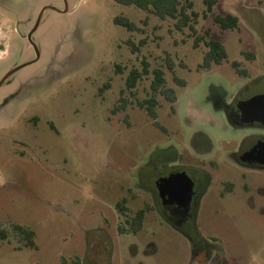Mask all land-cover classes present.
Returning <instances> with one entry per match:
<instances>
[{
	"label": "rangeland",
	"instance_id": "374dc122",
	"mask_svg": "<svg viewBox=\"0 0 264 264\" xmlns=\"http://www.w3.org/2000/svg\"><path fill=\"white\" fill-rule=\"evenodd\" d=\"M181 1L197 14L196 35L219 42L226 60L198 69L206 48L193 47L188 29L114 0H0V229L9 241L0 264L80 262L103 234L113 242L110 264H264V173L243 177L220 162L209 192L224 182L233 192L175 217L154 200V180L184 164L185 150L208 161L234 149L239 137L223 111L264 80V0H216L210 12L201 0ZM226 14L236 28L219 29L214 17ZM117 16L138 29L114 24ZM142 60L176 96L157 97L161 128L136 105L150 95L151 76L135 97L124 87ZM120 97L125 107L113 113ZM117 204L151 208L140 231L117 234ZM14 226L34 233V248L20 246Z\"/></svg>",
	"mask_w": 264,
	"mask_h": 264
},
{
	"label": "flooded vegetation",
	"instance_id": "af4514ba",
	"mask_svg": "<svg viewBox=\"0 0 264 264\" xmlns=\"http://www.w3.org/2000/svg\"><path fill=\"white\" fill-rule=\"evenodd\" d=\"M223 114L232 134L239 137L234 149L224 150V154L215 155L213 160L208 161L198 159L204 157V151H197L192 156L185 150L184 164L168 167L167 173L153 182L154 200L162 212L175 217L208 205L206 198L212 194H217V199H221L224 193L231 194L233 187L229 182H224L223 189L216 194L209 192L211 173L219 171L220 162H228L243 177L247 173H264V80L246 89L240 98H235ZM243 191L249 193L247 186L243 187ZM115 209L118 214L116 232L119 235L124 234L127 228L131 233L140 231L145 214L151 210L145 206L133 211L123 204H117ZM139 219L140 228L135 231L133 227ZM17 236L20 246H23V237ZM4 241H8V235ZM201 251L199 253H205L203 248ZM112 252L113 242L107 234H103L88 241L82 260L79 262L75 258L73 264H99V256L102 264H110Z\"/></svg>",
	"mask_w": 264,
	"mask_h": 264
},
{
	"label": "trees",
	"instance_id": "16d2710c",
	"mask_svg": "<svg viewBox=\"0 0 264 264\" xmlns=\"http://www.w3.org/2000/svg\"><path fill=\"white\" fill-rule=\"evenodd\" d=\"M117 4L125 5V6H135L148 14H151L160 20H171L172 21V29L178 32L183 31L184 29H188L190 31V35L193 36V47L197 48L199 44L202 42L204 47L206 48V52L203 56L202 63L198 66V69H209L211 64H220L222 61L226 60V52L224 47L217 41L213 40H205L203 36L198 37L196 35V31L193 27L195 23V19L197 18V14L191 11L192 5L188 1L181 0H114ZM205 5L207 12L211 11V8L216 4V0H201ZM205 17V15H203ZM214 21L221 30L226 29H234L238 25V19L231 15L226 14L223 16H215ZM114 24L122 26L129 31H136L137 26L130 22L128 19L117 16L113 19ZM143 42H140V46ZM131 52L136 53L139 50V47L129 43ZM247 58H252L251 54H246ZM232 68L240 75H245V71L242 70L239 64L233 62L231 63ZM167 69L169 71L173 70V63L168 60ZM117 73L121 74L122 70L120 67H117ZM151 76L149 82L150 95L142 100H136V105L138 108L143 109L147 116L153 121V125L161 128V126L156 121V112L155 108L158 105V96H162L166 101L170 103H174L176 101L175 93L172 89L167 88L165 86V78L164 73L160 69H152L148 70V64L145 60L141 61V69L132 68L129 70L128 74L125 78L124 87L125 90L128 91L133 97H135L134 89L136 88L137 83L147 77ZM173 81L179 85L184 86V82L182 80L173 78ZM108 87V84L105 86ZM124 91H121V96ZM125 100L120 97L116 106L113 109V113L118 109H122L125 107ZM140 219L133 227L135 231L140 228ZM12 230L17 234L21 235L24 239L23 246L34 248V233L20 226L12 227ZM7 231L4 229H0V243L6 239Z\"/></svg>",
	"mask_w": 264,
	"mask_h": 264
},
{
	"label": "water",
	"instance_id": "95a60500",
	"mask_svg": "<svg viewBox=\"0 0 264 264\" xmlns=\"http://www.w3.org/2000/svg\"><path fill=\"white\" fill-rule=\"evenodd\" d=\"M46 8H49V7H46ZM35 27H36V26H35ZM32 32H33V31H31V32L27 35L28 40H30V36H31V33H32ZM26 65H28V64H24V65H22V66H19V67L14 68L12 71H10V72L7 74V76H8L9 74H11V73L17 71L18 69H20V68L26 66Z\"/></svg>",
	"mask_w": 264,
	"mask_h": 264
}]
</instances>
